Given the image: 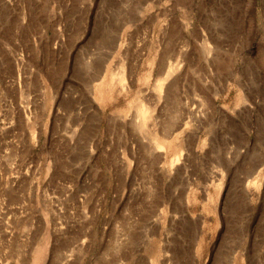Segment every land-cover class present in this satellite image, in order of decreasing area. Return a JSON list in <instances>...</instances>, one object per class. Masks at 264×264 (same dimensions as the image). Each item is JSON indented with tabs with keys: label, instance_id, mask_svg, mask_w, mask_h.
<instances>
[{
	"label": "rangeland",
	"instance_id": "obj_1",
	"mask_svg": "<svg viewBox=\"0 0 264 264\" xmlns=\"http://www.w3.org/2000/svg\"><path fill=\"white\" fill-rule=\"evenodd\" d=\"M263 61L264 0H0V264H264Z\"/></svg>",
	"mask_w": 264,
	"mask_h": 264
},
{
	"label": "bare ground",
	"instance_id": "obj_2",
	"mask_svg": "<svg viewBox=\"0 0 264 264\" xmlns=\"http://www.w3.org/2000/svg\"><path fill=\"white\" fill-rule=\"evenodd\" d=\"M169 73H170V70H169L168 74ZM168 74L167 75H165V74L161 75V73H160V75L156 79V87L160 86V85H162L164 83V80L166 79ZM102 79H104V77ZM174 87L169 88L167 90V93L165 94V99L170 98V94H173V95H176V96L178 95V97H179L178 88H176V87L174 88ZM149 106L145 105V104H141L143 112H147ZM155 106L156 105H154V107L151 108V110H154ZM176 106H177V108H175L176 111L175 110H174L175 112L172 111L173 112V116L169 120L163 119L164 116L163 117L161 116L162 118H160V116L158 115L159 113H153L152 112L150 114L149 113L148 114L147 113L144 114L145 117L150 119L152 121V123L156 127V130L154 132L155 133V137L154 136H150V139L152 141V145H153V147H155V149L162 148L166 144V142H168L166 139L171 136V131L172 130H170V129L173 128L174 130L176 129V131L183 132L184 131V127L186 125H188L192 121L194 122V120H197L198 118H200L201 116L206 114V112L204 110V106L201 103H199L197 105L193 104V103L190 104L188 100H185L182 106L181 105H176ZM165 108L168 109L169 106L166 105V107H162L163 110ZM158 110H161V108L158 109ZM183 138L187 139L188 135L184 136ZM155 154H159V152H155Z\"/></svg>",
	"mask_w": 264,
	"mask_h": 264
},
{
	"label": "crops",
	"instance_id": "obj_3",
	"mask_svg": "<svg viewBox=\"0 0 264 264\" xmlns=\"http://www.w3.org/2000/svg\"><path fill=\"white\" fill-rule=\"evenodd\" d=\"M220 62H222V63H220V66L224 69V67H226L227 66V64H225V63H228V61H226V60H219ZM188 198V197H187ZM189 199V198H188Z\"/></svg>",
	"mask_w": 264,
	"mask_h": 264
}]
</instances>
